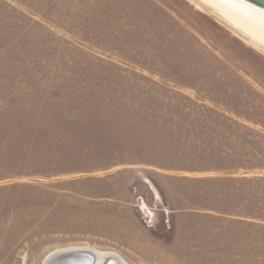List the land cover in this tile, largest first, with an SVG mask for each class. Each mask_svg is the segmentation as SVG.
<instances>
[{
    "label": "rangeland",
    "instance_id": "obj_1",
    "mask_svg": "<svg viewBox=\"0 0 264 264\" xmlns=\"http://www.w3.org/2000/svg\"><path fill=\"white\" fill-rule=\"evenodd\" d=\"M76 248L264 264L263 44L196 0H0V264Z\"/></svg>",
    "mask_w": 264,
    "mask_h": 264
},
{
    "label": "bare ground",
    "instance_id": "obj_2",
    "mask_svg": "<svg viewBox=\"0 0 264 264\" xmlns=\"http://www.w3.org/2000/svg\"><path fill=\"white\" fill-rule=\"evenodd\" d=\"M201 5L226 21L233 29L249 39L264 45V7L249 0H196ZM221 20V19H220ZM76 252L77 254H72ZM59 253V252H56ZM46 264H125L119 257L110 253H97L89 248H76L60 251V258Z\"/></svg>",
    "mask_w": 264,
    "mask_h": 264
},
{
    "label": "crops",
    "instance_id": "obj_3",
    "mask_svg": "<svg viewBox=\"0 0 264 264\" xmlns=\"http://www.w3.org/2000/svg\"><path fill=\"white\" fill-rule=\"evenodd\" d=\"M155 166V165H154ZM148 169H153L155 171V174L157 176H162L167 179H170L171 181L173 180H182L184 182H192V180H189V174L191 173L190 171H174L173 169H168V168H163V167H153V165L149 166ZM111 177H121V174H108ZM202 178H199V180ZM134 181L139 182L140 185H144L148 187V189L152 193L153 199L158 203L159 201L165 206V208L169 211V213H173L174 210L171 209L168 204L166 203L165 200V193L163 190L155 184V181L153 178H150L146 176L145 174L142 173H137L136 177L134 178ZM138 184V185H139ZM137 183L135 184V187L133 188V192H131V196L128 195L126 197L124 191H122L121 196H118L115 198V196H105V195H93V196H85L86 199H93L92 203L96 204H101L99 200H96L98 197H102V201L105 202L106 204H113L117 208L119 207H125L128 205L136 207L140 212H143V209L141 207L142 203L143 205L145 204V197L138 193L139 188H138ZM87 202V201H86ZM192 209H178L175 212H180V213H190Z\"/></svg>",
    "mask_w": 264,
    "mask_h": 264
},
{
    "label": "water",
    "instance_id": "obj_4",
    "mask_svg": "<svg viewBox=\"0 0 264 264\" xmlns=\"http://www.w3.org/2000/svg\"><path fill=\"white\" fill-rule=\"evenodd\" d=\"M249 1L254 2V3H256V4H258V5L264 7V0H249ZM71 253H72V254H77L76 252H71ZM59 254H60V252H59V253H56L54 256H52V257L50 258V262L53 263L54 260L57 258V256H58ZM58 257L60 258V256H58Z\"/></svg>",
    "mask_w": 264,
    "mask_h": 264
}]
</instances>
